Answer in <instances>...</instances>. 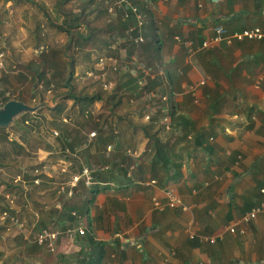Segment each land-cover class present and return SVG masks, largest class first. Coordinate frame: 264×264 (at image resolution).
Instances as JSON below:
<instances>
[{
	"label": "crops",
	"instance_id": "0c3cea01",
	"mask_svg": "<svg viewBox=\"0 0 264 264\" xmlns=\"http://www.w3.org/2000/svg\"><path fill=\"white\" fill-rule=\"evenodd\" d=\"M44 1L0 0V28L15 23L17 30L30 31L33 7ZM145 3V42L128 46L118 41L117 33L111 50L119 51V57L111 56L117 69L124 63L122 73L128 78L122 83L130 93V85L138 91L150 81L139 106L148 121L143 124L159 116L153 122L156 137L167 146L162 157L177 169L152 161L149 137L139 128L135 149L116 156V165L131 180L107 185L77 221L67 212L60 214V237L47 251L57 252L55 259L63 264H77L87 251L96 257V245L89 242L101 241L105 255L100 264H264V211L244 221L264 200V38H223L201 46L218 25L228 34L255 27L264 32V0ZM124 139L121 135L114 141ZM114 145L111 150L117 149ZM168 188L188 208L168 207ZM155 201L162 207H155ZM33 221L40 222L38 214ZM57 221L53 216L47 228L55 229ZM231 225L243 232H229ZM15 226L28 242L40 230L26 225L27 236L25 225ZM81 226L84 235L68 233ZM212 236L214 242L209 241Z\"/></svg>",
	"mask_w": 264,
	"mask_h": 264
},
{
	"label": "rangeland",
	"instance_id": "374dc122",
	"mask_svg": "<svg viewBox=\"0 0 264 264\" xmlns=\"http://www.w3.org/2000/svg\"><path fill=\"white\" fill-rule=\"evenodd\" d=\"M62 3L64 0H45L42 6L37 2L39 6L33 7V25L30 31H25L20 26L17 30L15 23L0 28V99L8 96L17 100L21 97L26 104L40 106L34 112H26V121L22 118L25 114L23 113L3 130L0 129V164H3L0 166V196L6 199H0V206L7 202L16 211L19 210L27 236L26 225L35 224L34 229H39L38 225L51 226L53 216L59 219V223L55 222L53 227L61 231L59 215L64 212L63 206L79 204L80 197L75 192L79 190L80 182L87 184L90 181L84 156H87L86 161L103 166L106 161L116 156L121 157L128 148L135 149L134 145L141 133L139 128L142 129L141 124L148 122L139 106L142 104V96L149 90L139 88L137 93L136 85L132 84L130 86L134 87V91L130 93L129 88L124 87L123 79L128 78L122 73L124 63H119L115 71L107 65L102 69L96 65L99 56L108 54L106 56L119 57V51L111 50L112 48L109 49L103 44L102 37H105L106 31H101L96 37L93 35L87 43L73 35V44L67 47L70 36L56 29L54 25L62 23L63 16L59 14L61 11L77 9L78 2ZM41 7L50 14L51 21L41 15ZM89 20L88 31L104 28L105 16L100 12L93 13ZM79 32H85L83 26ZM41 49L49 56V61L56 63L55 68L45 69L46 76L52 79L47 88L36 83L34 74L25 68V64L30 61L39 62ZM70 61L74 65L71 81L74 92L88 95L99 93L102 99L81 106H74L72 100H64L66 110L62 114V118L65 117L62 119V126L68 129L65 133L71 137L74 150H63L57 138L60 130L52 125L54 121L60 126V118L53 119L46 107L54 106L60 100V95L65 92L66 89L61 83L62 77L68 73V68L64 65ZM115 88L116 97L110 99ZM118 98L119 104L114 105ZM110 125L114 129L115 138L124 135L126 141L124 139L114 142L118 146L113 150L111 141L102 142L101 150L95 152L96 140L100 135H104L103 139L108 138ZM134 134V141L128 140ZM17 143L22 146L18 147ZM114 150L116 151L113 153ZM82 166L83 172L80 174ZM26 170L32 175H39L38 183H32L30 178L23 179ZM35 213L38 214L40 224L33 221ZM2 224L0 264H30L33 258L37 259L38 264L53 259L54 264H63V259H55L57 252L49 253L33 248L19 235L18 227L4 221ZM28 252L31 253L28 255Z\"/></svg>",
	"mask_w": 264,
	"mask_h": 264
},
{
	"label": "trees",
	"instance_id": "16d2710c",
	"mask_svg": "<svg viewBox=\"0 0 264 264\" xmlns=\"http://www.w3.org/2000/svg\"><path fill=\"white\" fill-rule=\"evenodd\" d=\"M69 1L78 2L77 9L75 10L72 9L69 12L61 11V13L59 14L63 16L62 23L54 25L56 29H58L59 31L65 32L68 36H70L67 47L73 44V40H74L73 35H76L75 37L76 39L83 40L84 43H87L91 41L93 35H95L96 37V35H98V33H100L101 31L107 32L105 37L104 38L102 37L103 39L102 41H103V44L107 46V48L109 49L113 46L114 43L115 44L117 43L115 42L117 33H119L117 37L119 42H122V43L124 42L128 46L134 47V45L124 40V37L126 38L127 30H129V28L134 23V18L132 15L128 19H123L121 15H117L116 17L112 18L108 15L106 7L104 6L103 2L100 0H64V3L69 2ZM132 1L138 6L140 10H143V11L146 10V3H145L146 0H140V1L132 0ZM99 12L105 16L104 28L100 30L94 29V30L88 31L89 30L88 22H90L89 17H91L93 13H99ZM44 15L48 21H51L50 14L46 12L45 10H44ZM114 19H116L117 21L116 26L112 25V22H113L112 20ZM81 26H83L84 28V31H85L84 33L79 32V29ZM133 34H135V31L133 32ZM48 57L49 56L43 52V49H41L39 62L30 61L27 64H25L26 70L34 74L36 83L41 84V86L44 85L45 88L49 87V85L52 83V79L50 78V76L49 77L46 76L45 69L47 67L55 68L56 66V63L52 62V60L49 61ZM64 67L68 68V73L66 76L62 77L63 82L61 83V86L64 87L66 90L63 94L60 95V98H59L60 100L56 102L54 106H48L46 107V109L51 112L53 119L59 120L60 118V121H61L60 126L58 125L57 122H54V121L52 122V125L60 130V134L59 136H57V138L62 144L61 145L62 149L63 150L65 149L74 150V144L71 143V137L68 135V133H65L66 130L68 129L62 126V124L64 123L62 119L65 118V117L62 118V114L66 110V103L64 100H72L74 103V106H77V105L81 106L83 104H90L96 100H101L102 96L99 93L88 95V94H80V93L74 92V87L71 84L72 77H73V69H74L73 62L70 61L66 63ZM127 72L131 74V71H127ZM148 83L149 84L142 86L140 90L141 89L149 90L151 88L150 81ZM151 85H152V82H151ZM116 92H117V88H115L114 92L109 98L111 99V98L116 97ZM10 99L11 98L8 96L2 97V99H0V106L6 103ZM17 100L24 102V99L21 97L17 98ZM119 101H120V98H118V101L114 105H118ZM27 115L28 113L27 114L25 113L22 116L24 121L27 120L25 119ZM158 117L159 116L152 117L150 120V124H146V125L141 124L143 133L145 135H148L149 137L148 144L150 145L148 147L150 148L151 146L150 149L151 151H153L151 159L153 162L154 161L160 162V163L165 162L166 165L170 163L172 166H174V169L176 170L177 168L175 167L173 162L170 159H168L166 155L162 157L163 154H167V151H166L167 146L159 138L156 137V134H158V130L155 128L156 124H154V122L159 121ZM118 122L120 121L118 120ZM0 129L3 130L4 127H0ZM113 131L114 129L110 125V127L108 128V133H107L108 138L103 139L102 137H104V135L103 136L100 135L98 140H96L97 147H96L95 152H99L101 150L100 145L102 144V142L107 143L111 141L112 145L115 144L114 143L115 136L113 135ZM149 133H152L151 136ZM17 146L21 147L22 145L17 143ZM67 157H65V159L69 160V158ZM86 159H87V156H84V160H85L84 164L85 166H87V169L89 170L90 181H88L87 184L84 181L80 182V188L78 191L75 192L76 194L79 195L80 198H82V201L79 204H74L71 206H66V205L63 206V211L67 212V215H68L67 217L71 219L72 221H77L88 213L89 206L93 202L95 195L101 191H106L108 188L107 185H109L110 183H116L120 181L121 179L131 180V177H126L127 171H124L123 169L119 168L116 165L118 163L117 157H115L112 160L106 161L104 166L93 164L90 161H86ZM0 166L2 167L3 164H0ZM82 169H83V166L80 168V171H79L80 174H82L83 172ZM168 169L170 170V167H168ZM19 172H21V170H19ZM38 177L39 175H32L27 170L24 171L23 173V179L27 180L30 178L32 183H34L35 179H37ZM151 177H154L153 171L151 172ZM2 198L4 201L6 200L4 199V197L0 196V199ZM3 211H7L8 213V216L4 220V223L10 224L11 223L10 217H16L19 223L22 221L21 220L22 218L19 215V210L16 211L15 208H13V206L9 205V203L3 202L2 206H0V215L2 214ZM72 212H74V214L70 215ZM2 223L3 222H0L1 226L3 225ZM38 226H39V229L48 227V226H41V225H38ZM89 243L93 246L96 245L95 247L98 250V255L96 257H93L92 252L87 251L83 254V258L78 260L77 264H100L101 260L104 258V255H105L104 242L90 241ZM28 244L35 249L37 248L39 250L47 251V248L44 245H39L33 240L31 242L29 241ZM29 253L31 252H28V255ZM30 264H36V263L33 262Z\"/></svg>",
	"mask_w": 264,
	"mask_h": 264
},
{
	"label": "built area",
	"instance_id": "2783aa9c",
	"mask_svg": "<svg viewBox=\"0 0 264 264\" xmlns=\"http://www.w3.org/2000/svg\"><path fill=\"white\" fill-rule=\"evenodd\" d=\"M103 2L104 6L106 7L107 13L110 17H116L117 15H121L123 19H128L131 15L134 18L133 25L127 30L126 38L124 40L129 42L134 46H139L140 44L145 42V37L142 35V29L147 25V14L145 11L140 10L138 6L133 3L132 0H100ZM140 1V0H136ZM216 2L218 0H212ZM136 31V34L133 32ZM214 35L204 41H202L201 46L207 47L210 46L213 42H217L223 38L230 40L232 38L241 39V38H254V39H261L264 38V32L259 28H246L239 32H234L233 34H228V32L220 25L214 28ZM2 55V54H1ZM0 55V56H1ZM100 68H104L105 65L111 67L113 70L117 69V59L112 56H99L98 62L96 64ZM148 118V116H146ZM167 121V118H165ZM39 179H35V182L38 183ZM264 192V188L261 189ZM166 195V205L168 207L174 208L181 206L183 208H188V206H184L182 201L177 194V192L172 189L168 188L165 192ZM155 207L161 208L162 205L159 204L157 201L154 202ZM264 211V200L260 201L256 205H254L244 216V221L249 222V220L254 219L257 214ZM8 216L7 211H3L0 215V220L3 222L6 217ZM11 223L14 225H18L20 227L23 226L22 222H18L16 217H10ZM229 232H243V229L237 228L235 225H231L228 227ZM68 233L73 234L76 233L79 236H82L86 233L85 227H77L75 230H68ZM60 237V232L53 228H41L38 230L33 237V241L39 245H44L48 250L53 249L54 242L58 240ZM210 242L215 241V237L209 238Z\"/></svg>",
	"mask_w": 264,
	"mask_h": 264
},
{
	"label": "water",
	"instance_id": "95a60500",
	"mask_svg": "<svg viewBox=\"0 0 264 264\" xmlns=\"http://www.w3.org/2000/svg\"><path fill=\"white\" fill-rule=\"evenodd\" d=\"M39 104L31 106L19 100L10 99L0 106V127H6L20 114L34 112Z\"/></svg>",
	"mask_w": 264,
	"mask_h": 264
}]
</instances>
